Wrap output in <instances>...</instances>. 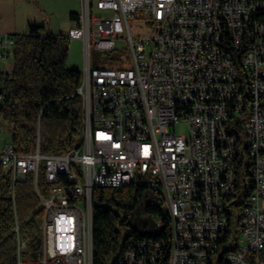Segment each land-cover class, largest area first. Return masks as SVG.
I'll return each mask as SVG.
<instances>
[{
	"label": "built area",
	"instance_id": "obj_1",
	"mask_svg": "<svg viewBox=\"0 0 264 264\" xmlns=\"http://www.w3.org/2000/svg\"><path fill=\"white\" fill-rule=\"evenodd\" d=\"M63 33L82 43L77 144L18 152L0 133L11 198L32 176L41 213L36 257L37 234L15 223L17 264L23 250L26 264H93V187L135 181L156 192L168 238H129L115 264H214L225 242L217 264H264V0H81ZM13 46L0 32V60ZM92 48L126 55L92 63Z\"/></svg>",
	"mask_w": 264,
	"mask_h": 264
},
{
	"label": "trees",
	"instance_id": "obj_2",
	"mask_svg": "<svg viewBox=\"0 0 264 264\" xmlns=\"http://www.w3.org/2000/svg\"><path fill=\"white\" fill-rule=\"evenodd\" d=\"M77 14L69 12V18L75 20ZM12 36V68L0 89V129L4 124L10 126L9 140L18 152L34 151L37 137L41 152H65L77 144L81 132V104L74 93L81 71L66 65L69 38L63 32L45 31L40 23H29L26 31ZM241 139L238 136V143ZM241 155L238 176L249 163L245 154ZM37 187L41 193L47 187L41 171ZM149 193L156 195L153 188L139 181L93 187V264H115L121 246L129 238H168L167 214L158 196L152 200ZM242 199L239 195L232 206L229 230L234 228ZM38 205L32 176L16 183L12 199L9 176L0 167V264H17L15 223L20 231L37 234L31 245L34 257L38 255ZM138 214L145 218L141 221ZM156 220L161 223L158 225Z\"/></svg>",
	"mask_w": 264,
	"mask_h": 264
},
{
	"label": "rangeland",
	"instance_id": "obj_3",
	"mask_svg": "<svg viewBox=\"0 0 264 264\" xmlns=\"http://www.w3.org/2000/svg\"><path fill=\"white\" fill-rule=\"evenodd\" d=\"M18 4H15V10L17 13V22H18V33H22L26 31V18H35L40 24L43 25L45 31L50 32H59V28H63L68 30V26L70 25L69 12L76 11L79 12L81 9V0H18ZM3 9L0 6V10ZM93 12L96 15L102 14V10L98 8H93ZM1 20V19H0ZM6 19H2L4 22ZM91 60L92 63L96 60V58H107L109 56H124L126 55V51L123 48H117L114 50H105L100 51L96 49H91ZM12 53L9 54L7 60L5 62L1 61L0 65L12 66ZM66 65L68 67L77 68L80 71L83 69V51H82V43L78 39L70 38L68 41V56L66 59ZM177 130L182 128L184 131L187 130L185 125L177 124ZM10 126L4 124L1 126L0 133L3 137H9ZM150 199L154 200L156 195L155 193H149ZM147 199H149L147 197ZM236 213V211H234ZM137 217L142 221L145 218V215L138 214ZM238 237V233L232 230L230 234V240H236ZM231 243L225 242L218 246L216 253L214 254V264H217L218 258L221 256L224 249L229 248ZM30 260L29 254H27L24 250L21 251L20 262L22 264H26V262Z\"/></svg>",
	"mask_w": 264,
	"mask_h": 264
},
{
	"label": "crops",
	"instance_id": "obj_4",
	"mask_svg": "<svg viewBox=\"0 0 264 264\" xmlns=\"http://www.w3.org/2000/svg\"><path fill=\"white\" fill-rule=\"evenodd\" d=\"M18 0H0V6L1 9L0 10V32H6V33H18L16 31H18V22H17V13L15 10V4H18L17 2ZM70 12H76V11H70ZM78 13V12H77ZM6 19L4 22L2 21V19ZM37 20L35 18H26V24L28 25L29 23H38L36 22ZM74 19L70 18V25L68 26L67 29H69L70 27L74 26ZM27 29V27H26ZM59 32H64L65 29L63 28H59ZM57 33V32H55ZM7 60V59H6ZM6 60H1L3 62H5ZM0 61V64L2 63ZM12 66H8V64L6 65V63L3 65H0V70H3L5 72H9L11 70Z\"/></svg>",
	"mask_w": 264,
	"mask_h": 264
}]
</instances>
